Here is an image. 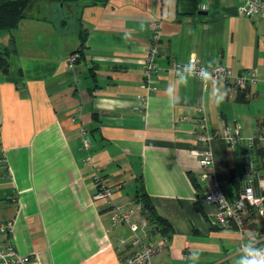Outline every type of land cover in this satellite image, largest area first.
I'll use <instances>...</instances> for the list:
<instances>
[{"label":"crops","instance_id":"crops-1","mask_svg":"<svg viewBox=\"0 0 264 264\" xmlns=\"http://www.w3.org/2000/svg\"><path fill=\"white\" fill-rule=\"evenodd\" d=\"M240 2L34 0L16 28L0 31L7 58L0 71V222L12 221L0 243L37 264L118 262L131 251L130 233L111 223L110 204L93 199L99 174L119 184L113 202L133 209L136 220L143 217L133 197L142 184L171 224L169 237L149 232L151 241L166 243L155 261L239 264L246 250L264 244V220L255 212L223 228L210 222L217 207L203 199L214 186L230 201L246 187L264 191V139L246 144L264 133V21L241 15ZM156 21L159 69L146 77ZM72 53L77 60L68 69ZM190 56L234 74L255 68L257 79L241 88L170 70ZM234 124L242 139L230 148L214 138L212 166L201 168L191 154L203 148L195 134ZM202 171L212 179H201Z\"/></svg>","mask_w":264,"mask_h":264},{"label":"built area","instance_id":"built-area-1","mask_svg":"<svg viewBox=\"0 0 264 264\" xmlns=\"http://www.w3.org/2000/svg\"><path fill=\"white\" fill-rule=\"evenodd\" d=\"M238 11L241 15L251 17L259 16L264 21V0H240ZM202 5V9H205ZM152 30V45L145 51L143 62V74L149 77L156 73L159 69L157 63V45L161 35V23L153 22ZM194 60L190 63V59ZM77 60V54L72 53L68 56L66 67L73 69ZM170 70L174 73L182 71L192 73L198 80L205 81L211 79L213 81L231 82L238 87L245 88L250 82H255L257 79V72L255 68H248L241 74H234L232 70L220 63L213 65H206L198 60L196 56H190L186 62L173 61L170 64ZM202 73H207L205 78ZM198 111L203 113V108L198 107ZM83 133L84 131L81 130ZM240 128L237 124L232 126L224 125L212 132L195 134L197 142L203 144L201 149H192L191 154L198 159L201 168L205 169L212 166V140L214 138H221L226 142L230 148H234L242 137L240 136ZM264 139V133L258 132L246 139V144L252 146L255 141ZM82 147L88 149V139L82 138ZM90 161V158L87 157ZM212 172H200L201 179H212ZM93 182L96 187L92 197L94 200L105 201L110 204V219L113 225H126L129 230L128 245L131 251L120 258L115 264H166L165 262L155 261V256L162 252L165 247V240L154 241L150 239L148 231V222L145 218L136 220L134 218V210L124 207L113 202V192L119 187L118 185L109 184L101 175L94 174ZM203 199L206 202L216 205L217 212L211 217L210 222L216 226L227 228L230 225V220L236 218L240 220L248 212H255L262 220H264V191L255 192L252 187H246L239 194V196L230 201L218 186L211 187L204 193ZM15 200V198H12ZM12 221L8 220L0 222V232L5 233L10 230ZM244 228L241 229L244 232ZM242 234V233H241ZM243 235V234H242ZM126 238H121L120 242L125 243ZM255 250L256 258H264V244L257 245L253 248ZM245 260H250L253 257L245 251ZM0 264H37L29 254H20L8 243H0Z\"/></svg>","mask_w":264,"mask_h":264},{"label":"trees","instance_id":"trees-1","mask_svg":"<svg viewBox=\"0 0 264 264\" xmlns=\"http://www.w3.org/2000/svg\"><path fill=\"white\" fill-rule=\"evenodd\" d=\"M34 0H0V31L12 30L17 27L19 21L24 17L26 10ZM61 2H76L78 0H59ZM103 1V0H101ZM78 49L75 52H80ZM7 70V58L0 53V71ZM240 95H244V91L239 90ZM193 180V179H192ZM134 202L139 204L140 213L148 222V231L159 236L169 237L172 233L171 224L162 216H160L153 205L151 197L140 185L134 193Z\"/></svg>","mask_w":264,"mask_h":264},{"label":"clouds","instance_id":"clouds-1","mask_svg":"<svg viewBox=\"0 0 264 264\" xmlns=\"http://www.w3.org/2000/svg\"><path fill=\"white\" fill-rule=\"evenodd\" d=\"M194 60V58L193 59H190V63L192 62ZM202 75L205 77V78H207V73H202ZM224 99V97L223 96H220V97H218V99H217V103H219V102H221L222 100ZM247 251V254L249 255V256H252L253 258L252 259H250V260H241L240 262H239V264H264V258H260V259H257L256 258V254H255V250L254 249H249V250H246ZM193 258H195V256H193Z\"/></svg>","mask_w":264,"mask_h":264},{"label":"rangeland","instance_id":"rangeland-1","mask_svg":"<svg viewBox=\"0 0 264 264\" xmlns=\"http://www.w3.org/2000/svg\"><path fill=\"white\" fill-rule=\"evenodd\" d=\"M74 7H75V5H73ZM66 11H67V9H66Z\"/></svg>","mask_w":264,"mask_h":264}]
</instances>
